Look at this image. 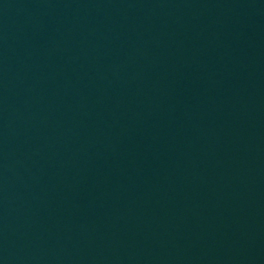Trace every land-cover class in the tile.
<instances>
[{
	"label": "water",
	"instance_id": "1",
	"mask_svg": "<svg viewBox=\"0 0 264 264\" xmlns=\"http://www.w3.org/2000/svg\"><path fill=\"white\" fill-rule=\"evenodd\" d=\"M0 264H264V0H0Z\"/></svg>",
	"mask_w": 264,
	"mask_h": 264
}]
</instances>
